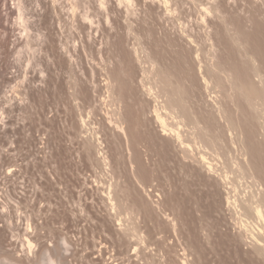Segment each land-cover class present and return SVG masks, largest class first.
I'll list each match as a JSON object with an SVG mask.
<instances>
[{"label":"rangeland","instance_id":"obj_1","mask_svg":"<svg viewBox=\"0 0 264 264\" xmlns=\"http://www.w3.org/2000/svg\"><path fill=\"white\" fill-rule=\"evenodd\" d=\"M262 62L264 0H0L5 252L27 234L28 264L62 238L70 264H264L241 210L264 197L243 95Z\"/></svg>","mask_w":264,"mask_h":264},{"label":"bare ground","instance_id":"obj_2","mask_svg":"<svg viewBox=\"0 0 264 264\" xmlns=\"http://www.w3.org/2000/svg\"><path fill=\"white\" fill-rule=\"evenodd\" d=\"M12 4V3H11ZM45 5V4H44ZM21 7H22V5H20ZM18 7V17H19V19L20 20H23L24 19V13H23V7L21 8V7ZM10 9H12V8H10ZM6 10V9H5ZM45 10V9H44ZM9 12V11H8ZM15 11L14 10H10V14L12 15V14H15L14 13ZM57 14V13H56ZM15 16H16V14H15ZM10 18V17H9ZM10 25V24H9ZM23 25V24H22ZM2 26V25H1ZM3 28V27H2ZM4 30V29H3ZM7 32H8V30H6ZM6 32V33H7ZM5 33V32H4ZM8 38V37H7ZM7 44V43H6ZM3 46V45H2ZM18 46V45H17ZM16 47V46H15ZM4 52V51H3ZM246 53V52H245ZM258 53V52H257ZM34 55V54H33ZM245 55V54H244ZM255 57L257 56V55H254ZM252 58V57H251ZM253 59V58H252ZM5 61V60H4ZM251 61V60H250ZM253 61V60H252ZM256 61V60H255ZM254 62V61H253ZM260 62H261V60H260ZM262 63H264V62H262ZM253 64V63H252ZM260 64V63H259ZM248 65V64H247ZM251 65V64H250ZM249 65V66H250ZM252 66V65H251ZM250 66V67H251ZM256 69V68H255ZM1 70V69H0ZM209 70V69H208ZM27 71V70H26ZM256 71H258V68H257V70ZM256 71H254V72H256ZM209 72H210V70H209ZM208 72V73H209ZM218 72H219V70H218ZM224 72L226 73V71L224 70ZM230 72V71H229ZM211 73V72H210ZM213 73H215V71H213ZM228 73V72H227ZM257 73V72H256ZM212 74V73H211ZM218 74V73H217ZM222 74V73H221ZM232 74H233V72H232ZM231 74V75H232ZM261 74V73H260ZM1 76H3V75H1ZM6 76V75H5ZM213 76V75H212ZM214 76H215V74H214ZM217 76H220L219 74L217 75ZM7 77V76H6ZM222 77V76H221ZM219 78V77H218ZM231 78V77H230ZM3 79V78H2ZM5 79V78H4ZM8 79V78H7ZM212 80V79H211ZM228 80H230V79H228ZM233 80H234V76H233ZM5 81V80H4ZM219 81H222V80H220L219 79ZM219 81L218 82H215V81H213V82H215V84L214 85H216V83H219ZM230 81H232V80H230ZM6 82V81H5ZM263 82V81H262ZM7 83V82H6ZM207 83H210V82H207ZM10 85V84H9ZM213 85V86H214ZM220 85H222V83H220ZM210 85H207V87H209ZM216 86H218V85H216ZM223 86V85H222ZM74 87V86H73ZM76 87V86H75ZM219 87L220 86H218V88H217V90L219 89ZM243 87V86H242ZM253 87V86H252ZM210 88V87H209ZM213 88H215V87H213ZM76 89V88H75ZM74 89V90H75ZM212 89V88H211ZM245 89H248V88H245ZM244 89V90H245ZM254 89V88H253ZM15 90H17V89H15ZM214 90V89H213ZM240 90V89H239ZM251 90H252V88H251ZM257 90V89H256ZM255 89L253 90V91H249V93H247V94H243L244 95V97H245V103H247V105H248V108L250 109V111H251V113L253 114V116H254V118L253 119H256V121L258 122V125H256V126H258L259 128H261V133H262V136L264 137V92L262 91V92H258V90L256 91ZM216 90H214V92H215ZM219 91V90H218ZM224 91H225V89H224ZM224 91H221V92H224ZM234 91V90H233ZM245 91H248V90H245ZM232 92V91H231ZM242 92H243V90H242ZM18 93V92H17ZM216 93V92H215ZM219 93V92H218ZM240 93V92H239ZM78 94V93H77ZM230 94V93H229ZM232 94V93H231ZM240 95V94H239ZM243 95H241V96H243ZM232 96V95H231ZM228 97V96H227ZM243 97V98H244ZM231 98V97H230ZM245 106V105H244ZM247 107V106H246ZM242 108H244V107H242ZM248 108H247V110H248ZM181 109V108H180ZM244 110V109H243ZM183 111H185V110H183ZM185 114L187 113V112H184ZM183 114V113H182ZM184 114V115H185ZM247 114V113H246ZM251 114V115H252ZM246 117V116H245ZM158 119H160L161 121H162V123H163V126L164 127H167L166 126V123H165V120H164V117H162L161 115H158ZM1 120V119H0ZM253 122H255V121H253ZM256 123V122H255ZM257 128V127H256ZM166 130V129H165ZM260 132V131H259ZM211 138V137H210ZM261 139V138H260ZM215 140V139H214ZM262 140H264V138L262 139ZM213 141V140H212ZM209 142V141H208ZM210 142H211V140H210ZM262 142V141H261ZM213 144L215 143L214 141L212 142ZM259 143H260V141H259ZM216 144V143H215ZM261 144H263V143H261ZM259 145V144H258ZM213 146V145H212ZM264 146V145H263ZM262 146V147H263ZM217 147V146H216ZM260 147V146H259ZM257 148V147H256ZM262 149V148H261ZM204 160H203V162L205 161L208 165H209V169L210 170H212L213 168H214V164L212 163L213 161H210V159H208V158H206V157H204L203 158ZM212 160V159H211ZM262 163V162H261ZM263 166V165H262ZM217 168V167H216ZM252 168V167H251ZM262 168V167H261ZM256 169H258V168H256ZM250 170V169H249ZM214 171V170H213ZM252 171V170H251ZM255 171V170H254ZM215 172V171H214ZM216 173V172H215ZM244 173H245V171H244ZM254 173V172H253ZM257 173V172H256ZM259 173V172H258ZM262 173V172H261ZM252 174V173H251ZM255 174V173H254ZM250 175V174H249ZM253 177V176H252ZM257 178V177H256ZM259 178V177H258ZM261 180V179H260ZM233 188V187H232ZM264 188V187H263ZM235 190V189H234ZM261 191V190H260ZM2 192V191H1ZM262 192V191H261ZM255 193V192H254ZM257 193V192H256ZM253 194V193H252ZM259 194V193H258ZM264 195V194H263ZM251 196V195H250ZM252 196H254V195H252ZM261 196V195H260ZM47 197V196H46ZM113 197V196H112ZM250 198V197H249ZM246 199V198H245ZM259 199V198H258ZM263 200V202H264V197L262 198ZM2 200V199H1ZM38 200V199H37ZM112 200V199H111ZM247 200V199H246ZM245 200V201H246ZM256 200V199H255ZM113 201V200H112ZM251 201H252V199H251ZM254 201V200H253ZM253 201H252V203L251 204H245L244 205V209L242 208L241 210L243 211V214H244V216H245V218L247 217V222H250L248 219H253V220H258V221H256V222H262V224H261V227H262V225H263V223H264V206H263V202H261V200L259 201V203H261V204H257L258 202L257 201H255L256 202V204L254 205V203H253ZM115 202V201H114ZM228 202H229V204L230 203H232V201H230V198H228ZM20 203V202H19ZM23 203V202H22ZM6 204H7V202H6ZM116 204V203H115ZM10 205V204H9ZM23 205V204H22ZM234 205H235V203H234ZM11 206H13V205H11ZM48 207H50V206H48ZM121 207V206H120ZM22 208V207H21ZM238 208V207H237ZM25 210V209H24ZM240 210V209H239ZM50 211V210H49ZM53 211V210H52ZM55 211V210H54ZM120 211V210H119ZM61 213V212H60ZM240 213V212H239ZM4 214V213H3ZM55 214V213H54ZM58 214V213H57ZM62 214V213H61ZM120 215V214H119ZM122 215V214H121ZM238 215V214H237ZM240 215V214H239ZM238 215V216H239ZM1 216V215H0ZM56 216V215H55ZM92 217V216H91ZM17 218V217H16ZM28 218V217H27ZM55 218V217H54ZM94 218V217H93ZM23 219V218H22ZM33 219H34V217H33ZM238 219V218H237ZM239 219H240V217H239ZM242 219V218H241ZM9 220H11V219H9ZM31 220V219H30ZM35 220V219H34ZM94 220H95V218H94ZM245 220V219H244ZM4 222V221H3ZM8 222V221H7ZM33 222V221H32ZM48 222H49V220H48ZM56 222V221H55ZM55 222L53 223V224H55ZM246 222V221H245ZM244 222V223H245ZM246 222V223H247ZM16 223V222H15ZM38 223V222H37ZM122 223V222H121ZM242 223H243V221H242ZM58 224H59V221H58ZM249 224V223H248ZM247 224V225H248ZM21 225V224H20ZM19 225V226H20ZM24 225V224H23ZM137 225V224H136ZM245 225V224H244ZM4 226V225H3ZM15 226V225H14ZM31 226V225H30ZM63 226V225H62ZM251 226V225H250ZM255 226V225H254ZM253 226V227H254ZM257 226H258V224H257ZM256 226V227H257ZM138 227V226H137ZM242 227V226H241ZM40 228V227H39ZM50 228H51V226H50ZM65 228V227H64ZM122 228V227H121ZM136 228V227H135ZM141 228V227H140ZM252 228V227H251ZM264 228V227H263ZM20 229V228H19ZM106 229H108V228H106ZM126 229V228H125ZM248 229V228H247ZM18 230V229H17ZM48 230H49V227H48ZM51 230V229H50ZM49 230V231H50ZM138 230H140L139 228H138ZM107 231V230H106ZM109 231H111V230H109ZM126 231V230H125ZM243 231V230H242ZM102 232V231H101ZM111 232H113V231H111ZM130 232V231H129ZM131 232H133V231H131ZM131 232H130V234H131ZM246 232V231H245ZM50 233H52V232H50ZM60 233V232H59ZM115 233V232H114ZM3 231L0 229V264H28V261H29V259H32V257H33V254H34V248H35V243L33 242V240L30 238V237H28V236H26V235H24V237L25 238H23L24 240H23V243L24 244H22V245H24L25 246V249H26V251H27V253L24 251V254L26 255V258H21L20 256H19V258L18 259H16L15 257H13L11 254H9V253H7V252H5V248L7 249L9 246H7L6 245V247L4 246L5 244H4V242H5V240L3 241L2 240V238L4 237L3 236ZM110 234V233H109ZM254 234V233H253ZM240 235V234H239ZM255 235V234H254ZM30 236V235H29ZM42 236V235H41ZM40 236V237H41ZM110 236V235H109ZM247 236H248V234H247ZM251 236V235H250ZM260 236V235H259ZM78 237V236H77ZM82 237V236H81ZM101 237V236H100ZM111 237V236H110ZM124 237H126V236H124ZM252 237H254V236H252ZM70 238V237H69ZM79 238V237H78ZM83 238V237H82ZM102 238V237H101ZM255 238V237H254ZM253 238V239H254ZM257 238V237H256ZM260 238V237H259ZM76 239V238H75ZM106 239H107V237H106ZM126 239V238H125ZM247 239V238H246ZM250 239V238H249ZM263 239V238H262ZM261 239V240H262ZM128 240V239H127ZM136 240V239H135ZM154 240V239H153ZM259 240V239H258ZM74 241V240H73ZM105 241H107V240H105ZM120 241V240H119ZM122 242H123V240H122ZM132 242V241H131ZM142 241H140V243H141ZM149 242V241H148ZM156 242V241H155ZM253 242V241H252ZM261 242H263V244H264V241H261ZM64 243V244H63ZM69 242H68V240L67 239H65V238H62V240H61V243L59 244V246H58V248L56 249V255H51L50 254V251L49 250H47V249H42V251H41V255H40V257H39V259H37L36 261L34 260V264H70L69 262H68V260H67V258H66V256L63 254V252H68L69 251V249L68 248H70L69 246H68V248L67 247H65V245L66 244H68ZM94 243V242H93ZM133 243V242H132ZM137 243V242H136ZM146 243V242H145ZM150 243V242H149ZM159 243V242H158ZM72 244V243H71ZM87 244V243H86ZM134 244V243H133ZM138 244V243H137ZM162 244V243H161ZM257 244V243H256ZM259 244V243H258ZM262 244V243H261ZM68 245H70V244H68ZM96 245V244H95ZM111 245V244H110ZM113 245V244H112ZM121 245V244H120ZM157 245V244H156ZM24 246H22L23 247V249H24ZM85 246V245H84ZM87 246V245H86ZM128 246V245H127ZM258 246V245H257ZM11 247V246H10ZM16 247V246H15ZM89 247V246H88ZM114 247V246H113ZM141 247V246H140ZM258 247H260V245L258 246ZM263 247H264V245H263ZM83 248V247H82ZM131 248V247H130ZM260 248H262V246L260 247ZM22 249V250H23ZM40 250V249H39ZM38 250V251H39ZM90 250V249H89ZM95 250V249H94ZM104 250V249H103ZM124 250H125V248H124ZM128 250V249H127ZM130 250V249H129ZM259 250V249H258ZM111 251V250H110ZM120 251V250H119ZM141 251V250H140ZM139 251V252H140ZM19 252V251H18ZM23 252V251H22ZM98 252V251H97ZM103 252H105V251H103ZM116 252V251H115ZM121 252V251H120ZM85 253V252H84ZM107 254V253H106ZM111 254V253H110ZM120 254V253H119ZM123 254V253H122ZM133 254H134V252H133ZM139 254V253H138ZM23 255V254H22ZM103 255V254H102ZM124 255V254H123ZM91 256V255H90ZM108 256H109V254H108ZM120 256V255H119ZM125 256V255H124ZM134 256H136V255H134ZM116 257V256H115ZM132 257V256H131ZM119 258V257H118ZM117 258V259H118ZM130 258V257H129ZM137 258H139V257H137ZM119 259H121V258H119ZM136 259V258H135ZM89 260V259H88ZM97 260V259H96ZM139 260V259H138ZM98 261V260H97ZM121 261V260H120ZM30 262V261H29ZM88 262V261H87ZM187 262V261H186ZM93 263H95V262H93ZM120 263H122V262H120ZM136 263V262H135ZM117 264V263H116Z\"/></svg>","mask_w":264,"mask_h":264}]
</instances>
